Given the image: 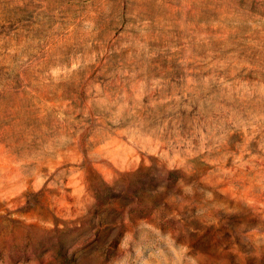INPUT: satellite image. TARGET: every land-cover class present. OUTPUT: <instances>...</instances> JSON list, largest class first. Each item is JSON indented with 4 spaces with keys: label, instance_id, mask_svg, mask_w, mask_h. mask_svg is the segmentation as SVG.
<instances>
[{
    "label": "rangeland",
    "instance_id": "1",
    "mask_svg": "<svg viewBox=\"0 0 264 264\" xmlns=\"http://www.w3.org/2000/svg\"><path fill=\"white\" fill-rule=\"evenodd\" d=\"M0 264H264V0H0Z\"/></svg>",
    "mask_w": 264,
    "mask_h": 264
}]
</instances>
